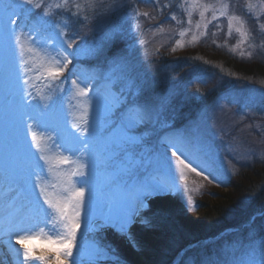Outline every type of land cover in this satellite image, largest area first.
I'll list each match as a JSON object with an SVG mask.
<instances>
[{
    "label": "rangeland",
    "instance_id": "1",
    "mask_svg": "<svg viewBox=\"0 0 264 264\" xmlns=\"http://www.w3.org/2000/svg\"><path fill=\"white\" fill-rule=\"evenodd\" d=\"M39 2L41 0H34V3ZM63 2L64 0H43L44 6L49 10V18L52 23L70 24L67 31L69 34L76 33L78 43L83 41L86 45H91L93 41H99L105 32L113 28L119 29L123 33L122 37L117 39L119 45H116L115 51L111 49L109 56L103 54L96 59L83 60L76 65V69H73L75 71L81 67L90 68L99 80L96 85L97 92L103 94L106 86L111 88V84H107L104 77L113 71L109 58L117 55L124 56L127 60V67L123 74L117 72L119 87L125 91L126 95L129 88H132L133 92L142 88L144 90L143 98L153 105H159L162 101H170L164 104L160 115L161 121L174 119L176 112H173L171 103L174 97L180 93L183 97L194 95L195 99H200L203 102V108L194 118H187L183 124L176 125L179 127L199 123L206 130L214 149L222 158L221 162L226 173L223 178L228 182L209 184L203 177L197 176L195 173L190 171L185 173L195 206L192 208L185 206L186 196L177 195L171 200L181 203L185 211L191 214L193 219H197V202L205 196L206 192H211L215 187L221 188L222 192H228L231 187L230 176L237 171L238 166L244 165V161L251 162L253 158L255 160V157L260 158L264 155V76L232 82L237 75L225 69L221 57L213 58L209 55V51L213 50L211 47H214L223 51L219 52L221 56L225 53L235 56L237 59L264 56V30L260 29V24L264 23V14L259 13V9L252 13L255 19H250L245 14L249 3L259 5L261 0H159L158 5L148 3L146 0H68L65 7L70 8L71 13L78 10V18L71 13L66 14L64 9L56 8L57 4ZM194 3L213 5L217 18L213 20V12L209 10L205 13V21L201 22V27L196 28V23L200 21V9L192 8L191 5ZM224 4H228L230 7L228 14L221 17L219 12ZM77 6H79L78 9ZM133 7L139 12H147L149 15L140 16L138 20L133 19ZM189 11L192 12L191 25L188 23ZM85 15L88 17L87 20H84ZM229 16L237 17L232 20L231 35L228 30ZM256 19H259V23L256 22ZM241 20L244 21L243 25H241ZM208 21L211 22L205 29L203 23ZM61 27H63L62 24ZM236 28H241L246 33L252 30L251 38L247 35L241 36L235 31ZM17 34L20 35V45L23 46V58L33 69L29 73L32 87L25 85V90L33 92L36 97L51 95L50 89L56 85L45 79L47 69L52 67L51 56L47 54L48 50L33 45L27 29L23 32L18 30ZM193 37L196 39L193 40ZM113 42L107 44L105 50ZM13 47L16 48L18 61L20 47L16 45L15 38H13ZM99 58L100 60H98ZM178 58L197 59L199 63L211 64V67H209V72L203 73V68L199 65L201 69H198L199 72L179 77L180 73H175V75L171 73ZM6 65L9 67L12 65L11 45L6 42L3 32L0 31V194H2L6 183L9 186H14L23 179L25 164L30 155L29 143L31 141V135L27 134L26 123H34L25 116L28 109L14 99V88L18 90L19 85L15 83L14 74L6 76ZM16 70L17 74L21 76V83H23V79L27 77L24 76L23 66L18 62ZM221 74H231L228 75L232 79L231 88L228 90V87L224 90L225 92L219 90L223 89L220 86L223 80L227 79L223 78ZM65 75H68L69 79L58 85L65 91L60 100L53 105L55 116L52 125L67 129V124L71 127L73 124L83 125L84 119L93 120L95 138L92 140L91 146L92 166L90 171L92 175L90 183L94 186L98 201H102L103 198L110 195L109 186L114 181L120 182L125 178L122 176V172L128 168L129 164L132 167L141 164L145 168L149 165L155 166V161L149 155V147L156 143V135L149 130L148 134L144 136L145 143L132 148L127 156L120 157L122 149L113 147L110 136L102 135L107 127L102 115H98L95 106L93 111H88V115H85L90 101L80 96L77 87L71 84V79L76 77H72L70 73ZM116 82L117 80L114 79L113 83ZM138 82H141L143 86ZM187 82L188 84H186ZM239 82L243 84H239ZM92 83L96 82L92 81ZM83 86L81 85V87ZM145 87L147 88L145 89ZM198 89L199 91H197ZM213 89L219 91L216 99L206 96V93ZM97 92H93L91 95L95 96ZM224 93H227V98ZM100 111L102 113V108ZM151 127H155L157 132L160 130V125L155 123ZM32 130L43 136L42 147L45 149V155L49 158L48 168L51 169L50 172H47L46 169L47 175L42 177V186L45 187L51 198L56 199L68 186L69 176L77 171L79 163L83 161L73 155L70 164H61V157L69 154L54 146L53 140L49 139L53 135L51 131L43 129L38 123L34 124ZM133 153L136 154L135 159L131 157ZM152 175L157 179H167L162 171H153ZM180 183L183 185L184 182ZM91 195L92 193H89L90 198ZM57 228L62 230L58 224ZM135 232L137 233L136 230ZM80 233L76 250L77 260L87 261L91 256L90 247L101 245L112 250L111 255L104 260V264L146 263V258L140 248L139 250L134 249L127 240L113 231L97 232L93 229L87 209ZM44 234L50 233L46 229ZM215 239L216 237L211 240L208 238L202 243L215 241ZM79 245H81L80 248ZM261 245H264V235L250 243L242 240L225 242L222 244L223 247L219 246L220 256L216 255V257L208 259L204 257L201 261H204V264H208L209 260L213 264H225V262L232 264L234 259H239L246 252L258 251ZM45 246L40 243L38 247ZM125 250L127 254H125ZM192 262V259L188 260V264H192Z\"/></svg>",
    "mask_w": 264,
    "mask_h": 264
},
{
    "label": "snow or ice",
    "instance_id": "2",
    "mask_svg": "<svg viewBox=\"0 0 264 264\" xmlns=\"http://www.w3.org/2000/svg\"><path fill=\"white\" fill-rule=\"evenodd\" d=\"M146 2L159 4V0ZM67 4L68 0H64L62 4H57L56 8L64 9L66 14L71 13V9L65 7ZM191 7L200 9V21L196 23V28L201 27V22L205 21V13L209 10L213 12L212 19L217 18L216 10L211 4L194 3ZM229 7L228 4H224L219 15L226 16ZM257 9L259 13L264 14V0H261L259 5L249 3L245 14L250 19H255L252 13ZM132 13V18L137 20L140 16L149 15L147 12H139L135 7ZM71 14L79 17L78 10ZM188 16V23L191 25V11L188 12ZM49 17V10L44 6L43 0L39 3H34V0H2L0 3V31L3 32L6 42L11 45L12 57V65L11 67L6 65L5 73L6 76L14 74L15 83L19 85L18 90L14 88V99L28 109L25 116L34 122L26 123L31 141L23 179L14 186L6 183L0 194V236H7L9 242L14 244L12 250L19 264H104L112 250L101 245L90 247L91 256L87 261L76 259L86 209L93 229L97 232L113 231L127 240L134 249L139 250L141 245L135 230L141 227L150 231L154 227V218L167 219L171 215V210L166 207L153 210V204L157 200L163 202L177 195L186 196L185 206L189 208L195 206L187 184L185 175L187 171L203 177L209 184L228 181L223 178L226 173L222 158L218 156L206 130L199 123L178 127L175 119L161 121L160 115L164 104L170 101L153 105L143 98L142 88L136 89L135 92L129 88L126 95L119 87L117 72L122 75L127 67L124 56L113 55L109 58L113 71L104 79L107 84H111V88L106 86L103 94L97 92L96 85L99 80L90 68L81 67L73 70L81 61L96 59L103 55L107 44L122 37L121 30L113 28L105 32L99 41L86 45L83 41L77 42L76 33L69 34L67 29L70 24L65 22L53 24ZM236 18L228 17L229 35L232 34V20ZM87 19L85 15L84 20ZM210 22L203 23V27L207 29ZM256 22L259 23V19H256ZM243 24L244 21L241 20V25ZM25 29L31 36V43L48 50L47 54L51 56L52 67L47 69L45 79L56 87L51 88L52 94L46 97H36L33 92L25 90V85L32 87L29 73L33 71L23 58V46L20 45V35L17 34L18 30L23 32ZM260 29L264 30V23L260 24ZM235 31L241 36L247 35L251 38L252 30L246 33L241 28H236ZM13 38L20 47L18 61ZM195 39L196 37H193V40ZM17 62L23 66L24 76L27 77L23 79V83L21 76L17 74ZM66 73L76 77L71 79V84L77 87L80 96L90 101L85 115H88V111H93L94 106L98 115H102L107 125L102 135L110 136L113 147L122 149L120 157L127 156L132 148L145 143L144 136L149 130L156 135V143L149 147V155L155 161V166L149 165L145 168L143 164L135 167L129 164L122 172L125 178L120 182L114 181L109 186L110 195L102 201H98L94 186L90 183L91 146L95 138L93 120L84 119L83 125L73 124L71 127L67 124V129L52 125L55 116L53 105L60 100L65 91L58 85L69 79ZM114 79L117 80L116 83H113ZM93 92L97 94L91 95ZM35 123L51 131L53 135L49 139L53 140L54 146L69 154L61 157V164H70L73 155L83 161L79 163L77 171L69 176L68 186L56 199L50 197L41 183L42 177L51 169L48 168L49 158L42 147L43 136L32 130ZM154 123L160 125L158 132L155 127L150 128ZM131 157L135 159L136 154L133 153ZM153 171H162L167 179H157L152 175ZM180 182H184L183 185ZM89 193H92L91 198ZM57 224L62 230L57 228ZM46 229L50 234H44ZM37 240L46 246L38 247L34 243ZM192 264H196V261L193 260ZM200 264H204V261ZM208 264L213 262L209 260ZM232 264H264V245H261L258 251L246 252L239 259H234Z\"/></svg>",
    "mask_w": 264,
    "mask_h": 264
},
{
    "label": "trees",
    "instance_id": "3",
    "mask_svg": "<svg viewBox=\"0 0 264 264\" xmlns=\"http://www.w3.org/2000/svg\"><path fill=\"white\" fill-rule=\"evenodd\" d=\"M117 43L118 41L115 40L105 50L104 54L109 56L111 49L115 51L114 48L119 45ZM211 48L213 50L209 51V55L213 58L221 57L225 69L237 75L232 80L228 77L231 74H221L223 78L226 77L227 79L223 80L220 86L223 89L219 90L224 91L228 87L230 90L231 80L238 82L250 77L264 76V56L237 59L235 56L224 53L222 57L219 52L222 53L223 51L218 48ZM199 65L203 68V73L209 72L211 64L207 62L199 63V60L193 58H178L171 69V73L174 75L180 73L178 74L179 77L188 73L194 74L197 73L198 69L201 70ZM221 69L224 72L223 68ZM189 70L191 72H188ZM138 83L143 86L141 82ZM239 84L243 83L239 82ZM218 92V90L213 89L208 91L206 96L216 99ZM224 94L226 96L227 93ZM171 108L173 112L177 113L174 117L176 124H183L187 118L192 119L198 114L199 110L203 108V102L200 99H195L194 95L183 97L180 93L172 100ZM255 158L251 162L246 163L244 161V165L240 164L237 171L230 176L231 187L228 192H222L221 188L215 187L211 192L204 193L205 196L201 198L202 200L199 199L197 202V210L199 211L196 212L198 213L197 219H193L181 203L172 200L163 202L157 200L153 204V210L166 207L171 210V215L167 219L154 218V227L150 231L141 227L136 229V236L141 245L140 249L146 258V263L142 264H171L181 249L194 243L196 244L185 251L179 264H188L189 259L200 264L204 257L208 259L213 256L216 257V255L220 256L219 246L225 242L242 239L243 242L250 243L260 236L264 232V155ZM213 193L215 194L213 195ZM260 212L262 214L258 215ZM253 216L255 219L251 220ZM231 227H237L239 230L225 233L215 241L202 243L203 240L216 237ZM125 254H127L126 250ZM137 264L139 263L137 262Z\"/></svg>",
    "mask_w": 264,
    "mask_h": 264
},
{
    "label": "bare ground",
    "instance_id": "4",
    "mask_svg": "<svg viewBox=\"0 0 264 264\" xmlns=\"http://www.w3.org/2000/svg\"><path fill=\"white\" fill-rule=\"evenodd\" d=\"M37 246L40 245V242L34 241ZM14 244L9 242L7 236H0V264H19L18 259L13 252Z\"/></svg>",
    "mask_w": 264,
    "mask_h": 264
}]
</instances>
